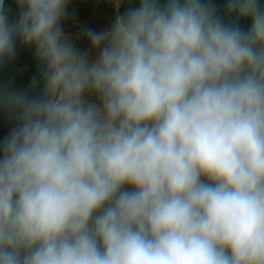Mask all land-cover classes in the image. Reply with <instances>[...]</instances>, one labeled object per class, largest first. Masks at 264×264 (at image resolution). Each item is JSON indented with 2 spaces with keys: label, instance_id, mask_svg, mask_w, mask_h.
<instances>
[{
  "label": "clouds",
  "instance_id": "obj_1",
  "mask_svg": "<svg viewBox=\"0 0 264 264\" xmlns=\"http://www.w3.org/2000/svg\"><path fill=\"white\" fill-rule=\"evenodd\" d=\"M14 2L0 264H264V0H127L83 49L71 0Z\"/></svg>",
  "mask_w": 264,
  "mask_h": 264
},
{
  "label": "rangeland",
  "instance_id": "obj_2",
  "mask_svg": "<svg viewBox=\"0 0 264 264\" xmlns=\"http://www.w3.org/2000/svg\"><path fill=\"white\" fill-rule=\"evenodd\" d=\"M68 10L70 15L64 23V30L75 45L83 49L88 46V41L80 36L81 28L105 29L111 26L119 14V4L116 0H71Z\"/></svg>",
  "mask_w": 264,
  "mask_h": 264
},
{
  "label": "trees",
  "instance_id": "obj_3",
  "mask_svg": "<svg viewBox=\"0 0 264 264\" xmlns=\"http://www.w3.org/2000/svg\"><path fill=\"white\" fill-rule=\"evenodd\" d=\"M6 3L13 11H15L16 5L14 0H6ZM126 3L127 0H121V3L119 4V14L123 12ZM224 3L225 0H216L218 10H223ZM241 26L247 28V22L241 21ZM17 47L18 55L15 60L0 67V82L4 81L9 74H14L15 83L19 86H26L30 82L31 77L35 74L37 62L31 49L24 48L19 43ZM5 131L6 126L3 122V118L0 117V135Z\"/></svg>",
  "mask_w": 264,
  "mask_h": 264
}]
</instances>
